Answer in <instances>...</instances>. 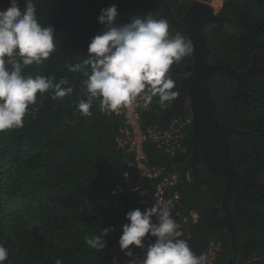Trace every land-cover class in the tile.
<instances>
[{"label": "trees", "instance_id": "16d2710c", "mask_svg": "<svg viewBox=\"0 0 264 264\" xmlns=\"http://www.w3.org/2000/svg\"><path fill=\"white\" fill-rule=\"evenodd\" d=\"M17 2L25 6V0ZM32 2L38 22L54 28L56 47L41 64L25 66L23 74L65 79L63 87L73 92L58 99L51 89L37 93L23 127L0 132V244L9 251L3 264H55L56 259L62 264H113L114 258L115 264H127L131 258L118 245L121 226L128 223L125 214L147 207L130 191L133 170L125 162L131 154L119 146L123 119L101 112L98 100L91 116L82 115L77 104L87 98V77L69 68L88 58L91 39L105 30L97 21L102 8L117 6V25L148 13L166 18L175 35L180 32L165 9L181 23L191 0ZM8 6L9 0H0V10ZM218 17L204 29L209 61L228 64L238 73L253 64L264 67V0H223ZM192 62L193 53L170 68L177 94L183 75L174 67ZM209 90L218 121L235 131L228 144L234 186L210 172L202 157L195 170L186 165L193 151L192 126L181 129V145L173 154L147 141L148 161L161 170L146 185L153 189L164 178L176 177L165 186V195L173 200V218L194 253L213 249L216 264H264V73L245 84L215 76ZM175 99L161 105L154 97L140 112L142 128L168 129L172 118L181 116L170 110ZM108 227L113 231L104 237V250L86 244V236ZM154 240L148 236L144 242ZM129 247L135 257H143V249Z\"/></svg>", "mask_w": 264, "mask_h": 264}, {"label": "clouds", "instance_id": "9594fccd", "mask_svg": "<svg viewBox=\"0 0 264 264\" xmlns=\"http://www.w3.org/2000/svg\"><path fill=\"white\" fill-rule=\"evenodd\" d=\"M36 13L32 0H25L23 8L17 0H9V6L0 10V132L23 127V118L29 106L36 104L37 93L51 89L52 98L58 99L73 92L72 87H63L68 83L65 79L54 82L52 77L23 74L25 66L41 64L56 47L54 28L41 25ZM117 16L115 4L100 10L97 21L105 30L91 39L88 58L69 68L87 77L84 82L87 98L77 104L82 115H92L90 109L96 100L104 113L131 106L138 98L144 108L149 107L154 97H158L161 105L173 101L178 94L172 91L175 81L169 75L170 68L193 53L194 45L189 38L180 33L170 34L166 18L148 13L132 16L129 22L117 25ZM37 110L32 109L33 113ZM172 209V199L155 200L144 211L137 208L125 214L128 223L121 226L118 245L131 258L127 264H209L207 254L197 255L188 241L181 238L184 233L179 230ZM111 231V227L104 228L100 235L86 236L85 242L97 252L104 250V237ZM148 236L155 240L145 244ZM130 245L143 249V257H135ZM8 256V249L0 244V264ZM55 264L62 261L56 259Z\"/></svg>", "mask_w": 264, "mask_h": 264}, {"label": "water", "instance_id": "95a60500", "mask_svg": "<svg viewBox=\"0 0 264 264\" xmlns=\"http://www.w3.org/2000/svg\"><path fill=\"white\" fill-rule=\"evenodd\" d=\"M172 21L177 31L183 33L194 45L193 62L184 67H174L179 73L191 71L187 78L181 80L178 97L182 96L186 91V84H189L187 91L191 97L193 152L197 148L200 149L210 172L219 174L215 168L213 170L211 167L225 164L233 174H236L231 169L228 147L229 139L235 131L218 121L217 110L210 95L209 83L215 76H229L245 84L252 78L247 77L250 75V67L238 73L228 64L217 65L209 61V48L204 36V29L209 22L220 21L219 17L213 14L209 5L195 2L186 11L181 23L175 22L173 19ZM222 176L225 177V175Z\"/></svg>", "mask_w": 264, "mask_h": 264}, {"label": "built area", "instance_id": "2783aa9c", "mask_svg": "<svg viewBox=\"0 0 264 264\" xmlns=\"http://www.w3.org/2000/svg\"><path fill=\"white\" fill-rule=\"evenodd\" d=\"M147 108L143 107V102L139 101L138 98L137 103L131 106L121 107L114 111V114L123 119L121 129L123 136L119 140V146L131 154L130 158L125 162L133 170L132 177L134 178V184L130 187V191L137 195L140 204L150 208L155 203V200H167L165 186L174 184L176 177L164 178L153 189L146 185L147 180L159 175L161 170L156 166L150 165L145 151L146 143L147 141H151L159 147H164L167 152L173 154L181 145V129L191 127L193 118L191 114L184 113L179 117H173L171 126L168 129L160 130L155 127H146L144 129L141 125L140 112ZM137 188L139 191H133V189ZM192 217L194 220L197 218L194 213H192ZM153 221L155 222V217H153ZM207 256L209 264H216L214 262L213 249L208 252Z\"/></svg>", "mask_w": 264, "mask_h": 264}, {"label": "rangeland", "instance_id": "374dc122", "mask_svg": "<svg viewBox=\"0 0 264 264\" xmlns=\"http://www.w3.org/2000/svg\"><path fill=\"white\" fill-rule=\"evenodd\" d=\"M223 0H191V4L197 2V3H204L206 5H209L210 8L212 9V12L214 15L218 17V12L220 10L221 4ZM165 13L170 16L175 22H177L174 19V13L170 10L169 7L165 9ZM250 75L247 76L248 78L250 77H255L256 75H260L264 73V67L263 66H258L256 64H253L249 68ZM181 74L183 75V79L187 78L190 74L191 71H182ZM189 84H186V91L183 92L181 97H176L174 103L171 105L170 110L175 112V113H180V114H191L192 115V108H191V97L190 93L187 91V87ZM214 142V140H213ZM199 157L203 158V154L200 151L199 148L196 149L195 152L192 151L191 155L186 161V165L189 166L192 170H194L195 165H196V159ZM204 159V158H203ZM214 168L218 171L220 175H225L226 181L228 183L227 186L233 187L235 184V174L232 173V171L229 170V168L224 164L220 165L218 164V167H211V169L214 170ZM212 170V171H213ZM234 179V180H233Z\"/></svg>", "mask_w": 264, "mask_h": 264}, {"label": "crops", "instance_id": "0c3cea01", "mask_svg": "<svg viewBox=\"0 0 264 264\" xmlns=\"http://www.w3.org/2000/svg\"><path fill=\"white\" fill-rule=\"evenodd\" d=\"M210 169V168H209Z\"/></svg>", "mask_w": 264, "mask_h": 264}]
</instances>
